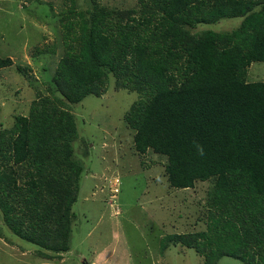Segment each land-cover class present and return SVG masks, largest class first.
Returning a JSON list of instances; mask_svg holds the SVG:
<instances>
[{"label":"trees","instance_id":"1","mask_svg":"<svg viewBox=\"0 0 264 264\" xmlns=\"http://www.w3.org/2000/svg\"><path fill=\"white\" fill-rule=\"evenodd\" d=\"M139 2L118 10L92 0L78 27L69 23L53 94L101 97L113 74L143 95L123 117L136 153L166 157L171 188L211 182L207 231L169 235L161 248L195 249L206 264H264V82L247 81L251 65L264 63V0ZM225 18H241L240 27L192 32ZM13 64L0 57V70ZM77 134L73 116L49 98L0 130L3 225L55 253L70 249L84 171Z\"/></svg>","mask_w":264,"mask_h":264},{"label":"rangeland","instance_id":"2","mask_svg":"<svg viewBox=\"0 0 264 264\" xmlns=\"http://www.w3.org/2000/svg\"><path fill=\"white\" fill-rule=\"evenodd\" d=\"M97 3L118 10L141 6L139 0ZM93 7L92 0H76L75 6L71 0H0V57L14 63L0 70V130L13 128L18 116H29L35 101L49 98L75 119L73 147L84 168L73 206L70 251L53 259L55 252L4 226L0 212V264H206L195 249L172 244L161 248V240L169 235L207 231L211 182L198 181L186 190L171 188L167 158L136 153L134 132L123 117L145 97L118 87L113 74L101 97L71 103L59 92L53 94V78L69 49L65 37L73 38L68 36L69 23L78 27L80 13ZM241 22L225 18L192 32H232ZM247 81L264 82L263 62L251 65ZM218 264L245 263L223 257Z\"/></svg>","mask_w":264,"mask_h":264},{"label":"clouds","instance_id":"3","mask_svg":"<svg viewBox=\"0 0 264 264\" xmlns=\"http://www.w3.org/2000/svg\"><path fill=\"white\" fill-rule=\"evenodd\" d=\"M72 233H73V231H72ZM70 244H71V241H70ZM71 248V247H70ZM69 251H70V249H69ZM66 252V251H65ZM65 252H62V253H65ZM55 254V256H54V258L53 259H56V258H58V257H62V255L61 256H58V253H54ZM52 259V260H53Z\"/></svg>","mask_w":264,"mask_h":264}]
</instances>
